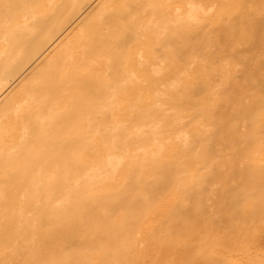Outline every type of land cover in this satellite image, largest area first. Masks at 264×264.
Segmentation results:
<instances>
[{
  "label": "bare ground",
  "instance_id": "6f19581e",
  "mask_svg": "<svg viewBox=\"0 0 264 264\" xmlns=\"http://www.w3.org/2000/svg\"><path fill=\"white\" fill-rule=\"evenodd\" d=\"M0 264H264V0H0Z\"/></svg>",
  "mask_w": 264,
  "mask_h": 264
}]
</instances>
